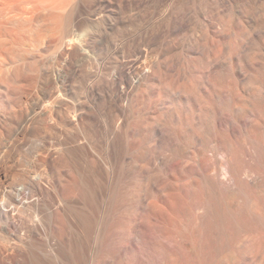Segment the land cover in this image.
Returning a JSON list of instances; mask_svg holds the SVG:
<instances>
[{
  "label": "rangeland",
  "instance_id": "1",
  "mask_svg": "<svg viewBox=\"0 0 264 264\" xmlns=\"http://www.w3.org/2000/svg\"><path fill=\"white\" fill-rule=\"evenodd\" d=\"M61 1L71 25L78 32L92 31L101 42L90 61L63 86L64 96L52 104L50 115H43L33 128V135L46 141L36 157L46 164L47 155L56 152L53 162L60 170V187L49 189L59 201L54 216L47 214L34 229L29 223L35 208L25 206L23 238L17 225L0 221V247L10 241L26 256L47 255L55 264H83L87 257L91 264H264V209L262 216L254 212L252 191L245 188L228 201L221 192L234 185L225 178L223 184H214L202 174L205 159L217 152L247 159L251 151V136L231 129L241 110L234 104L236 96L241 86L250 90V74L248 70L239 83L232 67L236 61L247 70L253 58L248 36L259 25L242 16L255 2L172 0L175 16L190 15L189 26L168 36L174 47L164 49L158 42L150 52L133 56L136 82L119 100L113 69L120 54L113 47L120 43L124 54H131L128 40L150 22L157 23L165 4ZM258 4L263 6L264 0ZM35 28L40 31L38 40L25 44L19 53L13 47L0 55V84L15 86L5 75H12L29 56L48 57L55 50V45L41 48L56 30L45 31L38 24ZM212 60L224 62L223 66L209 69ZM25 74L29 81L24 89L29 93L39 73ZM195 100L201 108L193 104ZM87 111L91 112L89 145L84 140ZM1 258L0 264H20L16 253Z\"/></svg>",
  "mask_w": 264,
  "mask_h": 264
},
{
  "label": "bare ground",
  "instance_id": "2",
  "mask_svg": "<svg viewBox=\"0 0 264 264\" xmlns=\"http://www.w3.org/2000/svg\"><path fill=\"white\" fill-rule=\"evenodd\" d=\"M162 1L165 5H163L164 8L158 16V22H150L148 26L139 30L137 37L132 36L131 40H128L133 49L131 54H124V49L121 48L120 43H116L113 47L120 54L118 63L113 69V75L117 81L116 90L119 100L126 97L136 82L138 72L136 60L133 56L150 52L151 46L158 42L164 44V49L174 47L168 36L182 32L189 26L190 15L188 13H183L177 17L172 10V0ZM223 1L229 3L231 0ZM252 1L255 2L252 10L242 17L253 24L259 25L248 36V42L252 45L253 58L248 64L247 70L244 68L245 65L241 66L236 61L232 67L239 83L244 80L246 72L249 70L251 88L249 91H245L242 86L237 85L240 87L241 92H238L237 101L234 104L236 107H240L241 110L237 114L236 124H231V129L234 132L239 135L246 134L247 137L248 135L251 136V151L249 150L247 159L245 156L244 159L235 157L236 153L232 154L229 151H224L225 153L220 151L221 155H217V152L211 158H204L207 163L202 174L204 177L211 179L214 184L215 182L223 184L225 178L230 182V185L231 183L234 185V189H229L223 194L220 191L223 197L228 198V201L229 199L235 200L242 191H246L245 188H249L252 191L250 194L253 193L254 196L252 197L256 199V203L254 202L256 207L253 210L256 214L262 216V209H264V5H259V0ZM64 9H66V6L61 0L45 3H34L32 0H0V55L13 47L18 49L19 53L25 44L38 40L40 31L35 28L36 24L39 25V28L43 27L45 31L56 30L53 37L41 48L45 51L51 45H55V50L50 56H29L30 59L14 67L12 75H5V79L15 82V86L0 84V88L4 89V92L0 91V221H3L6 225L10 223L17 225L19 238L24 236V227L20 226L23 225L25 218L21 209L31 205L35 208V217L29 224L37 229L36 226L39 220L45 219L47 214L54 216V208L59 204L58 198L49 194V189L60 187V170L54 167L53 162L56 157L55 155L53 157V154L56 152L53 151L52 154L49 153L48 155L46 153V164L41 162V158L39 160V157H36L35 153L38 154L37 152L41 150V147L43 148L42 143L46 145V141L44 140V142L38 138L36 136L38 134L33 135L35 133L33 128L37 126L34 127V125L43 119V115L49 114L50 110L52 111V104L56 99H61L64 94H62L63 91L61 92L63 86L67 85L66 83L70 79L77 76V70L81 65L90 61L92 52L99 47L101 42L100 38L91 33L92 31L78 32L77 28L71 25V17L64 13ZM199 15L205 17L201 15V12ZM242 46L246 45L243 43ZM223 63L222 61L212 60L207 65L209 64V69H213L223 66ZM26 70L39 73L37 74L38 78L35 79V89L29 93L24 89V85L29 81L25 74ZM143 70L145 69L143 68ZM87 72L86 79L91 77V72ZM203 77L204 80L208 79L207 76ZM87 84L90 83L87 82ZM53 89H56V91L53 92ZM173 93L177 94L179 92L174 91ZM245 101H247L248 106L244 104ZM193 104L198 108L202 106L197 100ZM90 117L91 112L87 111L84 116L86 121L84 140L87 145L90 144L92 139L89 130ZM233 121L235 122V120ZM228 123L230 122L228 121ZM227 125L230 126V124ZM228 128L227 126L226 129ZM160 132L162 133V131ZM58 134L60 133H57V137ZM58 144H61L60 140ZM211 147L209 146V149ZM260 152L263 153V156ZM48 208L53 209V212L48 213ZM237 230L239 231V228L235 229L236 233ZM13 253H16L17 257L19 256L18 262L20 264H55V260L53 261L47 255L44 258L37 254L26 256L21 249H18L10 241L7 244L5 241L4 245H1L0 260L4 261L1 258L3 254L10 256ZM85 255L83 257H87L88 254L85 253ZM87 260L88 262L83 261V264H91V257H87Z\"/></svg>",
  "mask_w": 264,
  "mask_h": 264
}]
</instances>
